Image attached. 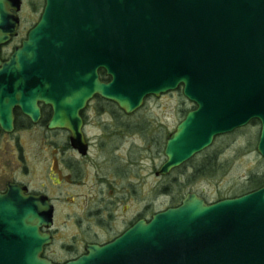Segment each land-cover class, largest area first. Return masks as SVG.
Returning <instances> with one entry per match:
<instances>
[{"label":"water","instance_id":"1","mask_svg":"<svg viewBox=\"0 0 264 264\" xmlns=\"http://www.w3.org/2000/svg\"><path fill=\"white\" fill-rule=\"evenodd\" d=\"M20 3L0 0V46L17 35ZM179 87L194 109L167 137L156 176L252 120L264 158V0H45L21 46L0 59V129L13 131L14 108L36 123L40 101L53 109L48 129L80 139L79 111L93 96L130 115ZM23 192L0 195V264H53L40 256L51 238L39 230L52 208ZM85 252L65 264H264V186L212 204L188 192Z\"/></svg>","mask_w":264,"mask_h":264},{"label":"flooded vegetation","instance_id":"2","mask_svg":"<svg viewBox=\"0 0 264 264\" xmlns=\"http://www.w3.org/2000/svg\"><path fill=\"white\" fill-rule=\"evenodd\" d=\"M27 2L29 3L31 0H26V2L25 0H21L19 12L21 11L24 3ZM34 4L35 2H31L32 7L34 8L33 11L37 14L36 19L27 29L24 36L16 43L14 41L19 37V27L22 22L18 15L19 12L17 13L19 18L17 35L11 37L6 44L0 46L1 61L7 60L12 51L16 47L21 46V43L25 40L28 31L39 22L45 6V0H36V4ZM100 71L104 72V70H98L99 79L103 82H107L109 78L107 76L102 78L100 76ZM179 89L182 92L181 87H179ZM92 104H94V106H92ZM106 104L116 107L120 112L124 113L116 103L107 101L96 95L93 96L92 99L86 103L85 107L79 111L81 119L80 139L73 138L72 132L65 128L56 127L48 129L47 123L53 115V109L50 105L40 101L37 102L40 117L36 123H32L19 108H14L13 131L11 133H5L0 129V162L3 157L2 155L8 150V152L18 154V162H21L22 164L19 168L11 171H8V169L13 164H0V195L6 194L9 186H17L24 190L23 194L25 196L43 195L46 198L52 208L51 225L49 228L42 227L39 230L42 233L47 232L51 241L48 245L43 247L40 256L53 264H65L69 261L77 259L86 253L85 248L88 245L103 246L108 244L125 233L139 220L143 219L149 221L155 213L160 212L152 211L149 216L138 214L136 187L138 159L136 157L137 137L135 136L137 129L129 123H123V121L130 120V117L128 116H103L106 112L113 114L112 110H109V107L106 109ZM91 109H93L94 112H97L96 116H90L88 112H90ZM192 109H194V107L188 111ZM186 113H184L181 120L184 119ZM114 124H116V126L111 127V125ZM256 126H259V122L257 120L250 121L246 126L235 130ZM35 127H40L42 132L38 136V149L37 153L34 154L35 160L33 161H35L37 165L35 171L40 168L42 172H44L42 176L43 184L41 186L42 188L45 187L46 191L44 189H31L28 183L17 180V176L23 178L29 176L27 167L28 163L26 164L21 154H19L20 146L17 141L15 142L12 138H10L4 143L1 142L5 136H12L13 132L18 128H22L26 131ZM8 152H6V158L4 159L5 162L10 161V158L8 157L10 154H7ZM209 164L212 168L214 166L216 169L218 167L217 158L214 157L212 161L210 160ZM159 168L153 172L154 176H156L155 173L159 170ZM201 168L202 166L198 169ZM170 172L167 175L156 176V178L159 179L161 177L166 179ZM251 180H258L260 184L257 187L250 189L249 184ZM263 186L264 168L262 172H258L256 175L248 176L246 181L242 183L240 192L219 197L212 203L224 199L240 197L256 191ZM47 188L50 192H53L51 194L48 193ZM62 188H71L79 190L80 192L75 195L66 194L64 196L63 192L59 191ZM168 191L167 185L162 186V195H168ZM183 197L177 204L168 206L166 209L177 207L181 203ZM75 199L80 201L81 211L80 213H74L76 214V216H74L75 219H70V216L74 214H68V218L71 220L70 227L72 229L76 228L78 224H80V221L83 220L86 222V228L80 233L82 241L78 242L79 244L76 243L75 245L68 242L64 245V248L68 253V258L59 262L47 254V249L55 244V237L59 231L56 224L57 216L62 214V212H60L59 205L63 203H74ZM205 202L207 204H212L206 200ZM145 209L146 212H148L149 209ZM101 236L106 239H101Z\"/></svg>","mask_w":264,"mask_h":264},{"label":"rangeland","instance_id":"3","mask_svg":"<svg viewBox=\"0 0 264 264\" xmlns=\"http://www.w3.org/2000/svg\"><path fill=\"white\" fill-rule=\"evenodd\" d=\"M30 1V0H28ZM26 2V0H25ZM35 2L36 0H31ZM31 2L24 3L19 17L21 26L19 27V37L14 42H18L24 36L27 29L36 19L37 14ZM34 4V5H35ZM94 106V104H92ZM106 109L112 110L113 114L108 115L130 117V120L123 121L135 126L137 137L136 157L138 159L137 172V212L138 214L149 216L152 211H162L174 202H179L183 195L188 192H194L203 197L206 201L212 203L215 199L235 194L241 191V185L248 176L256 175L262 172L264 168V159L256 152L257 136L259 126L235 130L229 134L216 137L211 146L203 152L194 156L187 163L175 168L170 172L166 179L156 178L153 172L157 170L165 161L163 155L165 139L167 135L174 131L176 125L183 118L184 110L194 107L178 88L173 92H168L159 97L149 96L145 98L143 105L137 111L130 115H125L116 107L105 105ZM107 111V110H105ZM90 116H96L97 112L93 109L88 112ZM116 124L111 125L115 127ZM42 132L40 127L30 130L18 128L10 137H4L1 142L12 138L20 146V152L25 163H28L29 176L16 177L17 180L28 183L31 189L40 190L43 184L42 170L35 171L36 162L34 154L38 149V136ZM6 148V146H5ZM8 152V150L6 151ZM6 152L2 155L0 164H13L8 171L19 168L22 164L18 162V154H10L9 162H5ZM1 156V155H0ZM216 157L218 167L210 166V160ZM205 168L203 171H196L198 168ZM42 178V180H41ZM168 186V195H162V186ZM48 193L50 190L47 188ZM63 195H75L79 190L71 188H62ZM70 200V199H69ZM61 215L57 216V228L55 244L47 249V254L56 261H64L68 258L67 250L64 245L70 242L72 244L81 242L80 233L86 228V222L81 220L80 224L74 229L70 227L71 218L75 219L74 213H80L81 203L75 199L74 203L60 204ZM149 209L146 212V209ZM68 214H74L68 218ZM101 239H106L101 236ZM79 244V243H78Z\"/></svg>","mask_w":264,"mask_h":264},{"label":"trees","instance_id":"4","mask_svg":"<svg viewBox=\"0 0 264 264\" xmlns=\"http://www.w3.org/2000/svg\"><path fill=\"white\" fill-rule=\"evenodd\" d=\"M100 76L102 77V78H104V77H106V75H105V73L103 72V71H100ZM188 110H184V113H186ZM252 121H255V120H252ZM205 168H203V169H197L196 171H203ZM260 184V182L258 181V180H251L250 181V184H249V188L250 189H252V188H255V187H257L258 185ZM175 204H177V202H173L172 204H171V206H173V205H175Z\"/></svg>","mask_w":264,"mask_h":264}]
</instances>
